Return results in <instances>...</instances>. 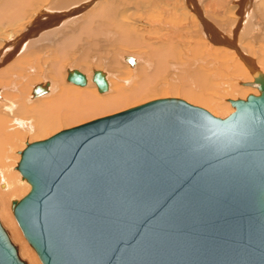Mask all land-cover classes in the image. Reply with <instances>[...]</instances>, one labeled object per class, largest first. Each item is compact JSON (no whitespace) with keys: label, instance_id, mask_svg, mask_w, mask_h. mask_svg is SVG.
Instances as JSON below:
<instances>
[{"label":"water","instance_id":"water-1","mask_svg":"<svg viewBox=\"0 0 264 264\" xmlns=\"http://www.w3.org/2000/svg\"><path fill=\"white\" fill-rule=\"evenodd\" d=\"M65 78L85 82L76 68ZM91 79L106 88L104 71ZM259 91L223 116L155 98L28 144L17 167L29 189L11 206L41 263L264 264ZM0 264H26L1 223Z\"/></svg>","mask_w":264,"mask_h":264},{"label":"bare ground","instance_id":"bare-ground-1","mask_svg":"<svg viewBox=\"0 0 264 264\" xmlns=\"http://www.w3.org/2000/svg\"><path fill=\"white\" fill-rule=\"evenodd\" d=\"M0 34V216L29 264L37 260L9 203L29 189L10 165L24 135L44 140L64 124L151 100L162 90L192 104L223 107L231 99L216 98L218 87L231 91V83L244 82L259 94L264 84V0H0ZM39 62L44 72L28 79ZM69 68L81 71L85 82L68 81ZM94 69L104 71V90L91 79ZM190 69L199 79L192 84ZM116 73L123 77L114 76L121 79L114 85ZM223 73L229 80L220 79ZM45 80L46 90L33 95L32 86ZM47 129L54 132L45 136Z\"/></svg>","mask_w":264,"mask_h":264},{"label":"rangeland","instance_id":"rangeland-1","mask_svg":"<svg viewBox=\"0 0 264 264\" xmlns=\"http://www.w3.org/2000/svg\"><path fill=\"white\" fill-rule=\"evenodd\" d=\"M0 37H2V34H0ZM118 61H119V64H121V61H120V59H118ZM38 66H39V68H38ZM199 66H202V64H200ZM34 70L30 73V72H28V79H33V80H38L39 78L38 77H40V73L41 72H44V70H45V68H44V65H42V62H39L38 63V65L37 66H35L34 68H33ZM222 70V69H221ZM189 71V73H190V75L192 76L191 78L193 79V81L191 82V84L192 83H194V82H196V81H198V80H194V77H196V75H197V72L194 74V70L193 69H190V70H188ZM204 71H208L209 72V70L207 69V70H204ZM115 71H112V73H114ZM120 72H121V70H120ZM37 73V74H36ZM122 73V72H121ZM120 73V74H121ZM119 76V78H122L123 76L122 75H119V73H116L115 75H113V76H111V82L115 85L116 83H120V82H118V81H121V79H119L118 77H116V81L114 80L115 79V77L114 76ZM199 75V74H198ZM223 75V78H220V79H223L224 81L225 80H227L228 78H230V76L229 75H227V74H225V73H223L222 74ZM229 76V77H228ZM234 77H235V75H233ZM237 76V78L239 79H241V81H246V80H244L243 78H241V76H239V75H236ZM246 77V76H245ZM119 79V80H118ZM243 79V80H242ZM229 80V79H228ZM231 80V79H230ZM230 82V81H229ZM186 83H188V82H186ZM221 83L222 84H224L223 83V81H221ZM228 82H226L225 84H227ZM234 83V84H233ZM233 83H231L232 85H234L233 87L235 88V86L238 88V87H243L244 88V92H242V93H239V92H236V91H234V88H233V90H231L230 91V89L227 87V89L229 90H227L226 89V87L225 86H222L223 88H225V89H222V87H218L217 88V93H216V91L214 92H212L213 94H215L214 96H217L216 98H220V97H224L225 99H235V98H238V97H240V98H243V97H245V95L246 94H248V93H255V92H253L254 90H253V88H250V90H246L247 88H249L248 86H246V85H244V82H242L241 83V85H240V83H239V85H238V83L236 82H233ZM64 84H66V85H70L69 83L67 84V83H65L64 82ZM113 84H112V86H113ZM178 84H183V82H181V83H178ZM72 85V84H71ZM227 86V85H226ZM75 87H77V86H75ZM79 87V86H78ZM200 89H202L201 87H200ZM216 90V89H215ZM224 90H227L229 93H227V91H226V94H225V91ZM166 90H162L161 92H159V94H156V98H160V97H177V96H172L171 95V93L169 92V94H165L166 92H165ZM205 91V90H204ZM231 92V93H230ZM160 96V97H159ZM179 97V96H178ZM38 98V97H37ZM179 98H182V97H179ZM36 99V98H35ZM150 99H155V97H151ZM182 99H184V97L182 98ZM186 101V100H185ZM27 102V101H26ZM188 102V101H187ZM190 103V102H189ZM195 105H198V104H195ZM206 104H200L199 106H202V107H204L205 109H207L208 111H210V109H212L213 111H217V113H219L218 115L219 116H222L221 114H223L224 113V115L225 114H227L228 112H230L232 109H233V106L231 105V103H227V105L226 106H223V107H221L220 105H218V106H214L210 101H209V103H207V105L205 106ZM211 112V111H210ZM84 122V121H87V120H81V122ZM80 122V123H81ZM62 124H64V123H62ZM62 124L60 125V127L62 126ZM68 125H70V124H68ZM68 125L66 124V126H65V124L63 125V127L62 128H60V130L59 131H61V129H63V128H65V127H68ZM73 124H71V126H72ZM74 125H76V124H74ZM65 126V127H64ZM70 127V126H69ZM59 129V128H58ZM57 129V130H58ZM57 130H55V131H57ZM54 131H51L50 129H47V131H44V133L43 134H45V136H49V135H51V133H53ZM30 136V135H29ZM28 135H27V137H26V135H24V137L21 139V141L19 142V144L16 146V149H15V151H13V154H12V160L10 161V165H12V169H14V168H16L17 166V164H18V162H19V157L21 156V154L19 153V150H21L22 148H24V147H26L29 143H32V142H34L35 141V139H34V141L31 139V136L29 137ZM26 137V138H25ZM28 139H29V141H28ZM24 140H26L25 142H24ZM40 140H43V138H41ZM23 141V142H22ZM24 145V146H23ZM17 151V152H16ZM18 154V155H17ZM18 160V161H17ZM14 163V164H13ZM16 163V164H15ZM14 166V167H13ZM16 171V172H15ZM13 173H17V168L16 169H14V171H13ZM29 185V184H28ZM22 192V193H21ZM24 193H26V189H25V187H24V189H22V191H20V194L18 193V195H17V198H16V200H18L20 197H22L23 196V194ZM19 197V198H18ZM10 204H11V200H10V202H9ZM10 212L13 214L12 215V217H13V219H14V221H15V223H16V226H18V223H17V221H16V218H15V216H14V212H13V208L10 206ZM0 218H1V216H0ZM4 221H3V218H1L0 219V223H1V225L3 226V228L6 230V232L8 233V236H9V239L11 240V242L17 247V253H18V256L21 258V259H23L24 260V262L26 263V264H29L30 262H28L29 261V258L28 257H26L25 255H23L22 254V252H20L22 249H20V247H21V244L19 243V242H17V241H15V239L13 240V237L12 236H10L11 235V233H10V231L8 232V230H9V227H7V225H6V223H3ZM7 227V228H6ZM19 227V226H18ZM19 230H20V233H21V237H24L23 236V234H22V231H21V229H20V227L18 228ZM25 239V237L23 238V240ZM13 241H15V242H13ZM25 242H26V244H28V246H30L31 248H30V250L32 251V253L34 254V256H35V259L37 260V264H42L41 263V261H40V259H39V257H38V255H37V253L35 252V250L33 249V247L27 242V240H24ZM17 243V244H16ZM20 245V246H19ZM22 255V256H21ZM27 259V260H26ZM35 260V261H36Z\"/></svg>","mask_w":264,"mask_h":264}]
</instances>
